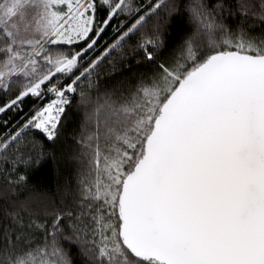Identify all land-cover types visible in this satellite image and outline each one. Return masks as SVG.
I'll return each mask as SVG.
<instances>
[{
	"label": "snow or ice",
	"instance_id": "6c2138e0",
	"mask_svg": "<svg viewBox=\"0 0 264 264\" xmlns=\"http://www.w3.org/2000/svg\"><path fill=\"white\" fill-rule=\"evenodd\" d=\"M0 179V264H264V0H0Z\"/></svg>",
	"mask_w": 264,
	"mask_h": 264
},
{
	"label": "trees",
	"instance_id": "16d2710c",
	"mask_svg": "<svg viewBox=\"0 0 264 264\" xmlns=\"http://www.w3.org/2000/svg\"><path fill=\"white\" fill-rule=\"evenodd\" d=\"M141 71L143 69H140ZM123 79V77H120ZM32 101L26 100L25 110L31 106ZM74 119H76L74 117ZM73 127L75 125L73 124ZM30 171V184L36 185L38 188L47 189L52 193L56 192L57 181L61 175H65L67 168L64 161L56 162L49 161L39 169L29 170ZM3 190V180L0 179V191Z\"/></svg>",
	"mask_w": 264,
	"mask_h": 264
}]
</instances>
